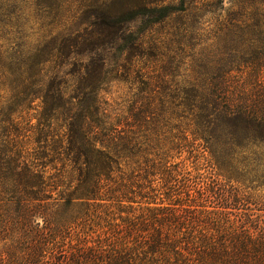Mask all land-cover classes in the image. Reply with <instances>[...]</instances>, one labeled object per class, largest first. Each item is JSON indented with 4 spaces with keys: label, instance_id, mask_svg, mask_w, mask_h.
I'll list each match as a JSON object with an SVG mask.
<instances>
[{
    "label": "trees",
    "instance_id": "obj_1",
    "mask_svg": "<svg viewBox=\"0 0 264 264\" xmlns=\"http://www.w3.org/2000/svg\"><path fill=\"white\" fill-rule=\"evenodd\" d=\"M22 7H0V264H264L261 10L38 0L32 38Z\"/></svg>",
    "mask_w": 264,
    "mask_h": 264
},
{
    "label": "rangeland",
    "instance_id": "obj_2",
    "mask_svg": "<svg viewBox=\"0 0 264 264\" xmlns=\"http://www.w3.org/2000/svg\"><path fill=\"white\" fill-rule=\"evenodd\" d=\"M38 0H0V7L5 8V12H7L8 9H10L11 3L16 4L18 6H23V12L25 13V20H29V28L34 27L33 30H30L29 34H31L32 38H36L33 33H35V18L32 15L33 11L29 7L30 5H34ZM64 4H69L72 6V8L79 7L84 4H93V3H106L107 5L111 7H118L124 4L127 1L131 0H63ZM261 0H223L225 9L230 8V11H238L240 10L243 14L248 15L255 11L257 8H259L261 11V14H264V7L262 6ZM169 2V1H167ZM263 8V12L262 9ZM228 13H220L217 12L216 14L209 16L206 15L205 19L203 20L201 24V29L198 30L194 38L191 40V46L195 44H203V46H196V50H199V48H206L207 51L211 52L214 51L222 46V44H217V40L213 39L212 30L215 29L216 24L219 22H222L224 19H226L228 16ZM5 20L7 18L5 17ZM199 28V26H198ZM169 31V28L167 25H163L159 28V34H166ZM153 36H156V33H152ZM222 43V42H221ZM183 78H179L178 81H182ZM184 81V80H183ZM106 91L104 92V97L106 100L109 101V103L112 105L113 111H120L122 108V104L127 103L128 100H130L135 93L133 90V86L128 83H119L115 82L110 84L106 87ZM121 104V105H120ZM119 109V110H118Z\"/></svg>",
    "mask_w": 264,
    "mask_h": 264
}]
</instances>
